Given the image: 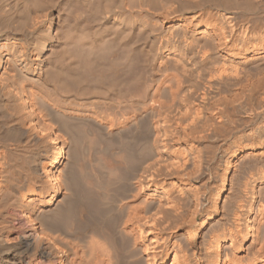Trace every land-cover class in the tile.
I'll return each instance as SVG.
<instances>
[{
  "label": "bare ground",
  "instance_id": "1",
  "mask_svg": "<svg viewBox=\"0 0 264 264\" xmlns=\"http://www.w3.org/2000/svg\"><path fill=\"white\" fill-rule=\"evenodd\" d=\"M0 264H264V0H0Z\"/></svg>",
  "mask_w": 264,
  "mask_h": 264
},
{
  "label": "rangeland",
  "instance_id": "2",
  "mask_svg": "<svg viewBox=\"0 0 264 264\" xmlns=\"http://www.w3.org/2000/svg\"><path fill=\"white\" fill-rule=\"evenodd\" d=\"M110 3H111V2H109V4L107 3V5H111V7H112V4H110ZM113 7H114V6H113ZM66 9H67V11H66L67 13H68V11L71 12V10H69L68 8H65V10H66ZM68 14H69V13H68ZM78 28L81 29L80 27H78ZM68 49H69V47L66 48V51L68 52L67 54L69 55V51H71V50H68ZM70 54H71V53H70ZM70 56H71V55H70ZM67 58H68V57H67ZM66 61H69V60L66 59ZM86 140H88V141L86 142ZM85 142H86L85 145H88L89 138H85ZM212 230H213V229H212ZM210 231H211V230H210ZM210 231H208V234H209V235H211V232H212V231H211V232H210ZM208 234H207V236H209Z\"/></svg>",
  "mask_w": 264,
  "mask_h": 264
}]
</instances>
